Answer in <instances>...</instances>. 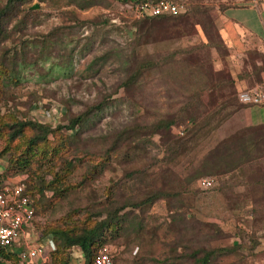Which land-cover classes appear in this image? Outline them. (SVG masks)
<instances>
[{"label":"rangeland","instance_id":"obj_1","mask_svg":"<svg viewBox=\"0 0 264 264\" xmlns=\"http://www.w3.org/2000/svg\"><path fill=\"white\" fill-rule=\"evenodd\" d=\"M185 1L189 12L183 18L188 17L189 20L173 35L161 25L163 22L151 23V20L143 24L153 26L150 29L145 27L143 34L139 35L136 24L143 22V18H137L129 8L115 0H96V5L84 9L74 6V2L69 0H29L22 6L31 9L38 5L34 8L37 11L35 17L25 19L27 30L23 34H15L14 46L18 48L25 39L32 44L31 41L42 39L51 31V40L55 39L57 44L51 49L50 60H40V68L32 66L25 69L19 81L4 87L0 116L7 120L11 117L31 119L55 126L67 124L72 115L101 103L102 107L96 109L98 113L92 117V122L84 124L81 134L71 140L72 146L94 155H104L103 151L121 128L130 125L124 137L132 134L123 137L119 145L109 152L111 158L101 173L84 179L88 164L85 159L75 175L77 186L74 189L50 205L45 201L47 206L43 212L36 204V218L31 227L25 229L24 238L30 244L47 247L50 237L42 235L46 224L60 219L71 208L103 201V189L111 186L117 192L115 199L118 203L125 198L140 200L159 191L165 192L164 198L156 199L143 211L138 210L144 218L143 234L130 236V239H113L99 248L110 252L113 264H190L188 261L191 259L185 256L195 248L231 245H239V248L233 254L221 256L214 264H264V187L255 183L264 177L263 151L257 158L258 162L250 167L241 164L226 174L200 176L185 187V178L195 172L208 150L226 139L248 138L247 133L241 132L247 126L235 127L234 122H230L232 115L191 142L185 151L173 155V159L166 152L165 135L152 134L149 137V131L134 127L136 124H149L161 113L171 117L178 107L171 102L177 101L179 90H182L180 85H186L188 80L178 79L177 69L182 72L195 62L192 61L195 56L182 55L181 49L212 38L224 43L210 50L212 66L206 63L207 56L202 49L193 52L200 57L196 59L202 65L194 70L195 80L208 75L211 68L214 72L230 73L234 79V75L252 70L254 64L257 69H262L261 76L264 75V55L252 49L238 56L230 54L214 9L219 0ZM198 6L206 11L195 12ZM20 15L18 13V18ZM6 45L13 48L11 41ZM172 51L176 56L171 69L166 67L164 72L160 69L155 74L145 73L139 86L130 89L120 85L134 67L133 57H156ZM35 56L40 57L41 54ZM236 59L240 69L233 64ZM52 61L60 64L69 62L71 65L53 69ZM229 90H232L231 86L226 92ZM201 95L202 109L209 108L208 91ZM217 100L221 102L224 99L219 97ZM229 101L237 102L236 95ZM232 109L234 107L229 105L224 112ZM185 124L184 121L172 126L170 133L181 136L179 131ZM137 138L139 141L133 140ZM143 138L150 139L151 143L145 145L146 142L141 141ZM3 144L4 140L0 138V148ZM135 146L136 149L133 148ZM8 155L0 160V173L5 169ZM27 178V174H17L8 176L4 182H22ZM203 179L210 180L211 186L202 185ZM222 180L233 184L229 187L233 193L228 187L223 191L220 189ZM226 192L234 197V201L229 202ZM33 196L39 197L37 193ZM256 207L260 208L259 213L255 212ZM179 240L188 245L183 246ZM180 254H184L186 261ZM71 258L72 264H84V257L77 247L71 249ZM35 263L45 264L41 259L34 260ZM18 264L23 263L19 261Z\"/></svg>","mask_w":264,"mask_h":264},{"label":"trees","instance_id":"obj_2","mask_svg":"<svg viewBox=\"0 0 264 264\" xmlns=\"http://www.w3.org/2000/svg\"><path fill=\"white\" fill-rule=\"evenodd\" d=\"M28 1L5 0L0 2V84L2 83L0 85V100L5 94L4 87L9 85L10 82L19 81L20 75L23 74L25 69H29L32 66L40 68V60L43 62L50 60L51 49L53 45L57 44L55 39L51 40V31L44 38L31 41L32 44H29L25 39L20 42L18 48L14 46L15 34L17 32L23 34L27 30L25 19L36 15L37 12L34 8H22ZM69 1L74 2L73 5L78 6L80 9L97 4L96 0ZM178 1L186 2L185 0ZM205 11L200 6L196 7L195 10V12L201 13ZM188 12L189 9L178 15L144 17L142 19L143 22L136 24L138 28L136 31L141 35L145 27L150 29L153 24L144 25L143 23L151 20V23L163 22L161 25L164 26L167 32L171 31V35H173L174 32L178 33L187 25L185 23L188 22L189 18L184 19L183 17L187 16ZM18 13L21 14L19 18ZM71 13L76 17L73 11ZM11 22L15 23L10 24ZM9 41L12 42L13 48L6 45ZM222 42L217 38H212V40L202 42L196 46L181 49L180 54L189 55V57L195 56L192 59L195 62L192 65H187L182 72L177 69L176 75L178 79L184 78L188 80L186 85L184 83L180 85L182 92L179 90L178 95L180 97L177 98V101L171 102L172 105H178V107L171 117L161 113L149 124L134 125L138 130L149 131V137L152 134H158L161 137L165 135L167 138L164 146L166 152L170 155V159H173V155L179 154L180 151H185L191 142L198 139L206 131L215 129L222 121L229 119L241 108L253 105L243 104L238 100L235 80L230 73L214 72L213 68H211L209 70L210 73L207 72L208 75H204L205 77L194 79V70L200 69L202 65L199 59H196L200 57L194 55L195 53L193 52L197 49H202L207 56L206 63L211 65L210 50L213 47L219 48L223 46L224 43ZM36 54H41V56L36 57ZM69 54L72 55V53ZM175 56L176 52L172 51L156 57L152 55L133 57L134 67L120 85L125 89L139 86L138 83H140L139 81L145 73L155 74L166 67L171 69ZM51 64L53 69L71 65L69 62L60 64L55 61H52ZM257 70L259 74L262 69L259 68ZM216 74L220 76H212ZM230 86L232 90L226 92V89ZM206 90L208 91V97H210V104L209 108L202 109L201 94ZM217 93L221 100L222 98L224 99L223 101L218 102ZM234 95H236L237 102L229 101ZM229 105L233 106L234 109L225 113L224 110ZM101 107V103L90 105L84 111L72 115L67 124H57L55 126L49 123H41L37 120L17 119L15 117L7 120L0 116V138L4 140V144L0 148V160L6 158V155L9 154L5 169L0 173V185L4 183L8 176L27 174L28 178L22 182L25 184L26 191L32 196L35 193L39 195L38 199L33 196L34 205L36 206L37 204L38 210L43 212L45 207L51 204L50 202L58 198H64L67 192L77 186L74 183L76 182L75 175L85 159L88 164L83 174L84 179L92 178L96 174L101 173L104 165L111 158L109 152L119 145V141L123 139L131 128L130 125L121 128L116 138L110 142L109 147L103 151L104 155H94L88 150L72 146L73 142L71 140L81 134V128L84 124L92 122V117L98 113L96 109ZM184 121L186 124L179 131L181 136H173L170 133L171 127L180 125ZM214 121L216 122L214 123ZM241 132L247 133L245 135L248 138L242 137L236 141L226 139L220 142L216 148L208 150L195 172L190 177L185 178V187L200 176H218L238 168L241 164H243V167H250L254 162H258L257 158L261 155V151L264 154V145L262 144L264 141V124L247 126ZM130 136L132 134L125 137ZM133 140L139 141V138ZM149 140L148 138L147 140L141 139V141L146 142L145 145L151 143ZM133 148L136 149V146ZM255 183L264 187V177L256 180ZM250 184H253V181H250ZM232 186L233 184L229 185L222 180L220 189L223 191V189ZM229 189L233 193L232 189ZM116 193L111 186L105 187L102 191L103 201L88 204L84 207L71 208L60 219L46 224L42 235L50 237V244L47 242L50 249L48 251V262L46 261L45 264H72L71 249L74 247L81 251L84 257V264H91L97 250L104 244L111 243L113 239L120 237H128L130 239V236L135 237L143 234L144 218L138 214V210L143 211L145 206H150L156 199H162L165 196V192L159 191L140 200L125 198L118 203L115 199ZM226 193L229 202L234 201V197H230V193ZM45 201L47 205H45ZM254 210L259 213L260 208L256 207ZM36 215L37 211L35 210L32 223ZM23 240H21L22 243ZM179 242L185 247L188 245L182 240H179ZM14 246L0 245V264L19 263L18 253ZM237 248H239V245L214 248L200 246L197 249H193L190 255L185 257L191 259L188 261L190 264H214L221 256L235 253ZM183 255L180 254V257ZM176 257L179 256L176 255ZM183 260H185L184 256Z\"/></svg>","mask_w":264,"mask_h":264},{"label":"built area","instance_id":"obj_3","mask_svg":"<svg viewBox=\"0 0 264 264\" xmlns=\"http://www.w3.org/2000/svg\"><path fill=\"white\" fill-rule=\"evenodd\" d=\"M129 8L137 18L162 15H178L188 10L186 2L178 0H117ZM238 100L244 104L264 102V82L256 84L248 91H239ZM202 185L211 186L208 179ZM34 197L26 191L23 182L0 185V245L14 246L21 263L30 264L36 259L44 263L48 259L50 246L30 244L25 240L26 227L32 224L36 207ZM24 236V237H23ZM23 240V243L21 242ZM49 243V242H48ZM91 264H112V256L106 248L99 249Z\"/></svg>","mask_w":264,"mask_h":264},{"label":"crops","instance_id":"obj_4","mask_svg":"<svg viewBox=\"0 0 264 264\" xmlns=\"http://www.w3.org/2000/svg\"><path fill=\"white\" fill-rule=\"evenodd\" d=\"M214 9L220 32L230 47L231 55L244 54L247 49L264 55V0H219ZM235 61L234 66L240 69L237 67L238 59ZM253 66L251 71L245 69V73L234 75L238 92L248 91L256 84L264 82V75L261 76V71L258 74L256 65ZM230 122H234L235 127L264 124V102L241 108L233 114ZM30 264H34V261Z\"/></svg>","mask_w":264,"mask_h":264},{"label":"water","instance_id":"obj_5","mask_svg":"<svg viewBox=\"0 0 264 264\" xmlns=\"http://www.w3.org/2000/svg\"><path fill=\"white\" fill-rule=\"evenodd\" d=\"M38 7V5L37 4H35L34 6H33V8H37Z\"/></svg>","mask_w":264,"mask_h":264}]
</instances>
